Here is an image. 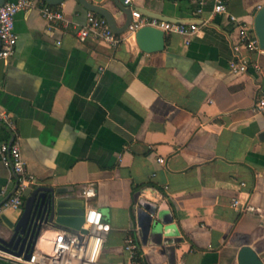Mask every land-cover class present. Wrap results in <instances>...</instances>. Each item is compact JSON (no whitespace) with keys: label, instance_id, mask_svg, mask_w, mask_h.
Masks as SVG:
<instances>
[{"label":"crops","instance_id":"0c3cea01","mask_svg":"<svg viewBox=\"0 0 264 264\" xmlns=\"http://www.w3.org/2000/svg\"><path fill=\"white\" fill-rule=\"evenodd\" d=\"M85 1L123 26L117 0ZM223 2L256 37L264 0ZM51 8L63 21L49 25L37 9L15 16L14 54L0 59V112L13 125L0 121V144L18 143L37 187L72 188L64 198L74 199L94 188L91 205L111 227L103 257L109 264H129L123 233L136 228L141 264H171L163 247L143 242L141 200L168 207L181 239L173 264H238L245 246L264 264V111H254L264 92V53L248 55L260 71H229L237 31L226 14H213V0L201 7L195 0H134L131 11L199 28L188 44L165 34L164 50L155 53L141 51L127 33L115 48L79 41L89 11L79 0ZM14 188L0 161L3 239L20 213L2 207ZM234 199L257 211H236ZM57 230L41 231L34 249L50 251Z\"/></svg>","mask_w":264,"mask_h":264},{"label":"built area","instance_id":"2783aa9c","mask_svg":"<svg viewBox=\"0 0 264 264\" xmlns=\"http://www.w3.org/2000/svg\"><path fill=\"white\" fill-rule=\"evenodd\" d=\"M134 0H125L124 3L132 5ZM198 6L204 5L208 0H195ZM37 9L43 19L53 25L63 21L60 11L53 10L43 0H14L4 2L0 5V59H9L15 51L17 35L15 33V16L21 11ZM200 8L198 12H200ZM213 14L228 16L230 23L235 25L237 31V42L232 46L234 59L229 63V71L234 75L247 73L250 69L260 71L257 63L251 62L248 55L254 52H262L258 39L251 36L247 25L234 15L226 11L223 0H213ZM144 27H151L164 32V34H174L184 38L186 44L198 32L196 24H182L160 21L141 15L138 11H131V22L125 33L135 35ZM76 37L79 41L92 38L102 41L110 47H117L120 38L109 27L107 21L93 13L88 12L86 23L77 29ZM254 111L261 113L264 111V92L260 95L255 105ZM0 121L12 127L10 115L0 112ZM0 161L8 167L14 176L16 189L6 200L2 207L5 209L19 210L23 206L24 193L38 186L34 175L28 173L26 162L22 157L17 142H3L0 144ZM163 163L162 159H158ZM84 201L83 224L80 230L60 228L52 240L50 251H39L33 249L30 257L26 259L24 255H16L0 248V261L12 264H109L104 261V247L111 232V227L104 221L103 214L91 205V201L96 197L94 188L89 185L81 189L78 193ZM231 207L240 213H254L257 210L239 199L232 201ZM84 231V232H83ZM139 230L124 231V252L128 255L129 264H141L140 245L138 241Z\"/></svg>","mask_w":264,"mask_h":264},{"label":"water","instance_id":"95a60500","mask_svg":"<svg viewBox=\"0 0 264 264\" xmlns=\"http://www.w3.org/2000/svg\"><path fill=\"white\" fill-rule=\"evenodd\" d=\"M46 4L56 6L65 0H43ZM80 3L90 12L103 17L110 29L121 35L127 31L131 22V6L124 3L125 0H117L116 9L124 16V24L118 27L113 15L101 7H95L85 0ZM5 1L0 0V5ZM141 15L152 17L160 21L178 23L173 19L153 14L145 9H138ZM182 24H192L180 22ZM254 31L258 39L260 49L264 50V7L258 10L253 21ZM135 41L139 49L145 53H155L164 50L165 34L161 30L144 27L138 30ZM264 139V133L261 136ZM13 142V141H12ZM10 142V143H12ZM16 186L14 188V191ZM14 191L2 202L10 198ZM74 189L36 187L24 193V201L16 223L10 229V235L6 239L0 238V248L13 252L16 255H24L28 259L34 249L36 240L44 229L68 228L80 230L83 224L84 201L81 199L64 198V195L73 193ZM138 226L143 235V242L148 240L151 246L163 247L171 264L174 262V246L181 242L178 232L172 225V215L164 204L156 205L146 200H141L137 209ZM84 232V231H83ZM238 264H263L257 253L245 246L238 254Z\"/></svg>","mask_w":264,"mask_h":264},{"label":"trees","instance_id":"16d2710c","mask_svg":"<svg viewBox=\"0 0 264 264\" xmlns=\"http://www.w3.org/2000/svg\"><path fill=\"white\" fill-rule=\"evenodd\" d=\"M48 6L53 7V6H51V5H48Z\"/></svg>","mask_w":264,"mask_h":264}]
</instances>
